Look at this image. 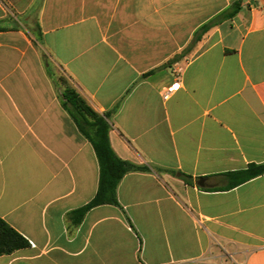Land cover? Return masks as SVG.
<instances>
[{
	"label": "crops",
	"instance_id": "crops-1",
	"mask_svg": "<svg viewBox=\"0 0 264 264\" xmlns=\"http://www.w3.org/2000/svg\"><path fill=\"white\" fill-rule=\"evenodd\" d=\"M70 90L109 114L121 160L149 168L81 221L100 164ZM251 164H264V0H0V218L30 244L0 264H264V174L226 190Z\"/></svg>",
	"mask_w": 264,
	"mask_h": 264
},
{
	"label": "trees",
	"instance_id": "trees-1",
	"mask_svg": "<svg viewBox=\"0 0 264 264\" xmlns=\"http://www.w3.org/2000/svg\"><path fill=\"white\" fill-rule=\"evenodd\" d=\"M239 8V3H234L229 10L204 25L195 40H199L213 26L220 24L224 20L232 19ZM62 104L73 117L81 132L92 143L100 164L98 192L88 205L76 212L78 220L81 221L88 211L97 206L106 204L119 206L117 188L123 177L129 172L148 171L149 168L123 161L115 154L109 140L111 128L108 122L109 114L100 115L96 113L85 99L73 90L63 94ZM263 174L264 164H251L246 170L227 173L226 176L231 180L226 190H230ZM181 177L187 184H192L190 176L181 175ZM215 190L211 189L210 191ZM29 246V242L22 235L0 218V256L12 254Z\"/></svg>",
	"mask_w": 264,
	"mask_h": 264
},
{
	"label": "rangeland",
	"instance_id": "rangeland-1",
	"mask_svg": "<svg viewBox=\"0 0 264 264\" xmlns=\"http://www.w3.org/2000/svg\"><path fill=\"white\" fill-rule=\"evenodd\" d=\"M35 23H33V25H34ZM17 25H19V23H16V22H12V23H9L7 26H8V28H16L17 27ZM31 29L32 30H35V28L33 27H31ZM50 74H49V76H50V78L57 84V89H58V91L59 92H61L62 90H61V88H59V86H58V84L59 83H62L63 81H65V77H63L62 75H61V73H59V71L57 70V68L56 67H54V70L52 71V70H50V72H49Z\"/></svg>",
	"mask_w": 264,
	"mask_h": 264
},
{
	"label": "built area",
	"instance_id": "built-area-1",
	"mask_svg": "<svg viewBox=\"0 0 264 264\" xmlns=\"http://www.w3.org/2000/svg\"><path fill=\"white\" fill-rule=\"evenodd\" d=\"M181 84H180V81L177 80L171 87H169L165 94L163 95L164 96V99H169L174 93H176L179 88H180Z\"/></svg>",
	"mask_w": 264,
	"mask_h": 264
},
{
	"label": "water",
	"instance_id": "water-1",
	"mask_svg": "<svg viewBox=\"0 0 264 264\" xmlns=\"http://www.w3.org/2000/svg\"><path fill=\"white\" fill-rule=\"evenodd\" d=\"M198 185H199L201 188H205V187H206L205 179H201V180L198 182Z\"/></svg>",
	"mask_w": 264,
	"mask_h": 264
}]
</instances>
